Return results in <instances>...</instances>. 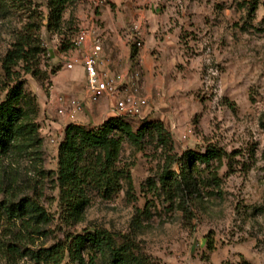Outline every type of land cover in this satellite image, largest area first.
<instances>
[{"label": "rangeland", "instance_id": "374dc122", "mask_svg": "<svg viewBox=\"0 0 264 264\" xmlns=\"http://www.w3.org/2000/svg\"><path fill=\"white\" fill-rule=\"evenodd\" d=\"M31 1L46 12L47 0ZM126 1L128 7L110 4L112 13L118 9L122 18H130L119 34L124 39L126 31L139 27L151 62L141 91L148 108L141 117H127L132 130L161 122L179 156L216 148L232 157L224 158L219 171L215 160L210 167L197 163L201 183L194 195L183 200L175 194L169 200L159 183L165 156L152 130L141 142L124 137L120 166L130 170L134 191L128 194L124 183L117 196L103 200L89 189L91 202L80 221L72 227L58 220L44 226L46 235L36 247L64 241L67 233L102 230L112 233L117 245L134 243V264H264V0ZM14 5L12 0L0 2V61L28 23L29 14ZM101 9L93 0H71L60 32L42 29L48 46L43 74L38 79L24 76L26 95L36 100L34 107L28 106L29 120L40 128L42 142L0 161V201L35 197L39 191L44 208L57 212L59 192L52 181L64 137L50 102L58 95L75 96L71 93L79 83L78 66L66 70L60 47L63 40L74 39L82 20L102 15ZM126 45L132 54L138 52ZM105 99L86 106L92 118L85 125L102 127L113 117L101 108ZM89 255L86 251L85 257ZM95 259L96 264H111L108 253L96 252ZM0 264L14 263L0 258ZM16 264L34 263L24 258Z\"/></svg>", "mask_w": 264, "mask_h": 264}, {"label": "trees", "instance_id": "16d2710c", "mask_svg": "<svg viewBox=\"0 0 264 264\" xmlns=\"http://www.w3.org/2000/svg\"><path fill=\"white\" fill-rule=\"evenodd\" d=\"M12 1L14 6L29 15L16 43L0 61V92L4 93V97L0 94V161L41 145L40 128L29 120V110L35 106L36 100L26 95L24 76L38 79L43 74L41 64L48 50L42 29L48 33L60 32L63 12L71 2L47 0L46 12H43L31 0ZM71 50L73 44L63 40L60 52ZM149 130L165 156L159 183L169 200L175 194L183 200L194 195L201 183L197 177V163L210 167L215 160L219 171L224 158L232 157V154L216 148H209L203 154L186 151L179 156L175 153L171 133L161 122H145L136 133L127 117H112L97 128L69 124L58 148V170L52 181L59 192L57 212L52 215L44 208L40 203L43 192L39 191L35 197L0 201V258L14 264L24 258L34 264H96V252H100L108 253L111 264H134L135 259L130 258L134 243L127 240L117 245L115 236L107 231L67 233L64 241L48 248H37L36 242L46 235L43 227L56 220L66 227L78 223L91 202L89 189L97 192L103 200H111L126 183L127 193L131 194L134 191L131 172L126 166H120L122 144L124 137L131 142H141ZM213 180H218V176L214 175ZM208 248L215 250L212 242ZM86 251L90 254L88 258L85 257Z\"/></svg>", "mask_w": 264, "mask_h": 264}, {"label": "built area", "instance_id": "2783aa9c", "mask_svg": "<svg viewBox=\"0 0 264 264\" xmlns=\"http://www.w3.org/2000/svg\"><path fill=\"white\" fill-rule=\"evenodd\" d=\"M97 8H102L107 0H93ZM124 39L138 50V54L127 73L116 72L111 67V58L106 54L96 18L89 27H82L71 41L73 50L64 53L66 70H74L77 66L84 69L86 85L82 97L58 95L50 104L60 119L61 132L69 124L81 123L87 105L95 106L102 98L113 101V117H141L148 108V98L143 96V60L139 52L143 49L142 33L134 26L123 34ZM45 47L48 46L45 43ZM52 142H55L52 139Z\"/></svg>", "mask_w": 264, "mask_h": 264}, {"label": "crops", "instance_id": "0c3cea01", "mask_svg": "<svg viewBox=\"0 0 264 264\" xmlns=\"http://www.w3.org/2000/svg\"><path fill=\"white\" fill-rule=\"evenodd\" d=\"M124 4V7L129 6V1L126 0H107L106 4L102 7L101 12L102 15L98 17H90L89 19H84L81 21V28L82 27H89L92 25L93 20L96 18L97 23L100 22L103 24L102 27H99L100 33H101V40L104 44V48L106 51V54L108 57L111 58V67L116 72H122L127 73L129 68L132 66V63L134 62L136 55L138 52H135L134 57L132 56V52L130 50V47L127 44L126 39H122V37L119 34V31L121 28H124V24H129L130 18L128 15L124 18L121 17L120 11L117 9L115 10V13H112L110 10L111 5L110 4ZM116 19L117 21H115ZM139 54L142 57L143 60V72H144V80H148L150 76V70H151V62H150V54H148L147 50L143 49L139 52ZM64 54H60V58L63 59ZM79 71L76 72L77 79L79 80V83L77 86L75 85L74 92L71 94H76L75 96L82 97L85 90L86 85V76L85 73L82 71L84 70L82 67L78 66ZM68 71V70H67ZM84 77V78H83ZM84 83L81 84L80 81L82 80ZM68 79L66 81V86L71 87L72 81ZM113 107V101L109 98H106L101 102V108L106 112L110 113ZM88 118H92L90 113H85L84 116L81 117V123L85 125V122H87Z\"/></svg>", "mask_w": 264, "mask_h": 264}]
</instances>
